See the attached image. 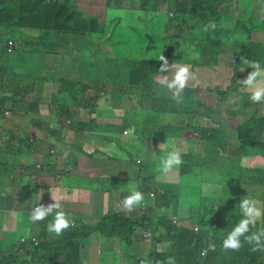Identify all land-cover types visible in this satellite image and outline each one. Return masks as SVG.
I'll use <instances>...</instances> for the list:
<instances>
[{"label": "trees", "instance_id": "obj_1", "mask_svg": "<svg viewBox=\"0 0 264 264\" xmlns=\"http://www.w3.org/2000/svg\"><path fill=\"white\" fill-rule=\"evenodd\" d=\"M83 1H86V4H78ZM100 1L93 3L92 0H0V101L3 105L9 106L10 102H14L13 99L21 101L37 94L35 88L41 84L38 97L34 99L39 103H58L61 111L58 116L59 123L63 124L65 132L74 127L77 133L84 132L80 136L87 140L88 137L109 138L111 133H124L127 128L132 127V133H127L128 138L142 131L144 137L151 138L157 145L165 137L179 138L187 134L188 130L195 133L198 131L190 125L181 127L177 124H162L159 119L153 121L150 126L154 135L147 136L144 127L135 126V123H142L134 116L138 115L135 111L118 117L108 116L104 120L99 118L102 114L99 109L100 99L106 96L115 98L118 84L119 89L131 91L132 88L128 84L123 85V82H132L133 71L145 72L137 83L141 89V112L162 114L167 112L163 108V104L167 103L170 107L168 112L178 114V111H181L193 116L199 109L195 106L186 107L187 99L190 103L198 102L199 105L196 106L206 108L207 112L213 110L199 101L195 93L198 87L189 85L182 94L183 101L177 103L167 88L154 80L153 76L158 71L147 68L148 61L162 62L159 61V55L163 54L173 60L188 63L193 70L196 67L215 70L223 59V48L231 47L236 56L230 65L234 72L233 81L225 90L218 91V100L226 103L231 102L227 97L233 89L242 85L246 91V86L239 82V78L247 77L249 72L254 70L250 66L251 63L258 62L260 67L264 68V42L256 41L253 37L254 30H264V14L257 13V18L252 17L249 11L245 12V9L239 6L240 0L234 3L238 7L237 14L232 12L233 0H125L128 4H123L124 0H107L104 16L95 9ZM246 3L250 4L251 0ZM263 5L264 0H261V6ZM87 10L91 12L87 14ZM253 13L255 14L254 10ZM255 18L258 22L250 23V20ZM213 21L216 24L215 29L209 28L205 31V26ZM32 26L40 27L39 34L34 40H27L26 37L34 35L26 33L24 28ZM10 41H13L12 45ZM29 42L31 43L26 44ZM40 56L46 57L48 61L51 56H54V59L62 58L53 64L57 75L45 71L47 63L41 68L49 80L58 83L57 91L49 88L48 92L44 93L47 86L41 82H33L36 78L35 59L37 57L36 66L39 67ZM25 60L32 61L31 74L16 71L24 70L15 65ZM60 62L63 65L58 68ZM242 69L245 71L242 72ZM10 73L15 77L12 82L7 80ZM89 90L94 92L90 94ZM240 93L242 107L231 112L239 117V114H242L244 119L240 117L239 121L236 117L232 118L235 125L230 122V141L217 139L214 133L207 135L212 129H202L201 133L198 132L199 136H203L213 147L211 153L214 150L222 152L223 149L226 157H217L214 163L209 164H194L185 160L180 165V176L188 177L190 182L203 181L207 170L213 171L212 180L220 178L224 182L226 179L224 191L219 196L210 193L199 196V231L183 223L173 222L172 212L174 208H178L182 182L178 185L163 184V193H158L157 207H151L150 211L142 216L130 217L118 212L114 218L108 217L92 225L78 219L81 223L76 220L77 226L71 227L56 240L52 239L55 236L52 235L48 242L36 249L40 251V248H43L46 256L49 254L47 264H77L81 254L74 251L75 247L82 245L85 240L89 242L91 235L99 233L101 237L107 238L109 251L111 243L120 239L133 241L130 246L133 252L137 242L143 247H148L147 253L138 254L142 256V260L147 257L148 264H167L170 256L175 258L176 264H264V252H251V246L244 242L243 237V246L239 251H225L222 248L223 239L239 219L243 218L239 211L242 198L255 197L258 205L264 207V165L241 164L243 157H264V111L259 109V104L248 100L247 91ZM69 100L73 101L72 110L68 105ZM249 106L250 114L245 112ZM24 107V112L29 113L26 103ZM79 109L88 111L89 120L81 123L76 121L72 125L71 117ZM220 116L218 113L216 119L222 124ZM117 122L121 124L116 129L114 125ZM57 128L58 123L55 120H48L47 137L54 139L45 142L47 150L54 145L64 154L67 153L68 159L71 156L75 163L79 154L91 156L97 152L93 146L87 149L81 142L74 143L70 149L64 140L59 138V135H67H63ZM164 128H170L173 133L163 131ZM34 138L21 134L15 144L24 145L26 142L30 147ZM85 138L81 140L85 141ZM75 145H78L76 151ZM228 147L232 150L229 151ZM159 152L163 157L167 155L165 151ZM136 154L135 151L134 159L139 169L146 165L143 167L144 175L145 170L150 169L151 163L139 159ZM146 184L144 182L137 187L144 195L150 188ZM231 190L235 192L226 194ZM205 201L207 204L204 206ZM163 208L165 212L162 211ZM261 227H264V222H258L257 229ZM143 234L149 236L148 246H144L145 241L140 240V237H144ZM163 244L165 248L160 247ZM204 248L208 249V253L201 256ZM16 256L7 257L5 263L0 261V264L32 263L17 261ZM136 261L135 255L131 254L127 264H136Z\"/></svg>", "mask_w": 264, "mask_h": 264}, {"label": "rangeland", "instance_id": "obj_2", "mask_svg": "<svg viewBox=\"0 0 264 264\" xmlns=\"http://www.w3.org/2000/svg\"><path fill=\"white\" fill-rule=\"evenodd\" d=\"M98 0H92L93 3H95ZM107 0H101L99 3V6H97L95 9L100 12L101 16H104L105 14V7L107 5ZM239 0H233V7H232V12L233 14H237L238 12V7L235 6V2H237ZM247 0H240V7L245 6V12H250L252 17H255V15L253 14V8H254V12H257L258 9V1L259 0H253V8L251 7V4H247L246 3ZM80 4H86V1H83L82 3H78ZM123 4H128L125 0L123 1ZM165 8V7H163ZM91 12V10H87L86 13L89 14ZM253 22V23H252ZM258 20L255 18L253 21L250 20V23L254 24L257 23ZM26 33L34 35V36H28L26 37L27 40H34L35 37L38 36L39 34V30L40 27L37 26H32V27H25L24 28ZM253 37L254 40L256 41H264V31H255L253 32ZM14 41V40H13ZM13 41H10V44ZM26 43V44H30ZM76 53H80V51H75ZM16 54H19V51L16 52ZM165 57L168 59L169 62V66H171L173 63L176 64H187L188 63L184 62V61H176L173 60V58H168V55H165ZM222 57L223 59L220 61L219 65L217 66V68L214 69H208L207 67H196L194 70H192V72H194L196 74L197 79L195 81H191L190 82V86L191 87H198L197 91L195 92L197 94V97L199 98V101L204 102L207 106H209L211 109H213L212 111L207 112L206 108H202L196 105H199L198 102H189V99H187V103H186V107L191 108L193 106L197 107L199 110L197 111L196 114H194L193 116L189 113L185 114L183 112H179L174 113V112H168L170 110V107L168 106L167 103L163 104V108L165 110H167V112H164L162 114H158L155 112L152 113H144L140 111V99H139V93L141 91L139 85L137 84L138 81L140 79H142V77L145 75L144 70L143 71H133V76H132V82L131 83H127V82H123L124 84H128L132 90L131 91H125L123 88L119 89V84L116 86V97L111 99V96H106L103 97L102 99H100L99 101V109L102 111V114L99 116L100 119L104 120L106 117L108 116H113V117H118L122 114H125L126 112H128L129 114H132L134 111L138 113V115H134L137 116V121L138 122H142V123H135V126H139V127H144V132L146 131V135H154V131L150 129V126L152 125L153 121H158L162 123V124H172V125H180L181 127H185L186 125H190L191 127H196V130L201 133V130L203 129H212V131H208L207 135H211L212 133L215 134V137L217 139H220L222 141H230L231 139V128H230V122L232 125H235V123L233 122L232 118L236 117L237 120H241L244 119L242 114H239V116L233 115V113L231 112L232 110H238L242 107V104L240 103L241 99H242V94L240 93V91L246 92L247 91V97L248 100L250 101V92L246 87V91L243 90L242 85L238 86L236 89H233L231 91V93L228 95L227 99H231L229 101L226 102H220L218 100V91L219 90H225L228 86H230L232 84L233 81V68H231V62L234 61L235 59V53L233 52L232 48L229 46H225L223 48L222 51ZM62 58H56L54 59V56L49 57V61L48 59H46V57L44 56H40V60H39V67L36 66L37 64V57L35 59V65H34V75H35V79H33V82L37 83V82H41L44 85L47 86V89L44 91V93L48 92V89H52L53 91H57V85L58 83L49 80L48 76L46 75V72H52L55 75H57L53 64L58 61L61 60ZM64 60L66 61L67 59L64 58ZM32 61L31 60H25L23 63H19L16 64L15 67L17 68H23V69H27L28 72L26 73H30L32 72L31 67H32ZM47 63V65H46ZM163 64V62H150L148 61L146 63V67L149 68L151 71H158L154 74L153 78L155 81L161 83V80L164 76H169V78H171V73L169 72H165V73H161L159 72V68L160 66ZM233 64V63H232ZM252 64V63H251ZM45 67V71L42 70V67ZM62 63L60 62L58 64V68L62 67ZM190 66V65H189ZM251 66V65H250ZM191 68V66H190ZM15 70V69H13ZM17 72L20 73H24L25 70H16ZM245 69H242V72H244ZM254 71L251 70L249 72V74ZM12 72V71H11ZM14 75H12L10 73V75L7 77V80L9 82H12L14 80ZM247 77H240L239 78V82H243ZM264 79V78H261ZM41 86V84H38L35 88V92L38 94V90L39 87ZM111 87V86H110ZM125 88H127L125 86ZM94 91L93 90H89V93L92 94ZM37 94H32L29 96V98H23L21 101H18L20 99H13L14 102H10L9 106L3 105L4 103H2L0 101V113L1 111H5L7 115L10 116H20L21 113L20 112H24L25 111V107H24V103H26V109L28 110V112L33 113V114H44L45 117H43L46 120H51V121H56L58 123V127H60V119H59V115L60 114V108L58 103H39L38 100L35 101V97H38ZM1 96V94H0ZM166 99V98H164ZM172 100V99H169ZM18 101V102H17ZM72 100L68 101V105L71 107L72 110ZM28 103V104H27ZM194 103V104H193ZM259 105V109L264 111V101L257 103ZM245 112H248L249 114L251 113V106L248 107L247 110H245ZM218 113L221 114V116L219 118L222 119V124L218 123L216 118H218ZM133 116V115H130ZM72 119V125H74V123L76 121L78 122H87L89 120V116H88V111L87 110H81L79 109L78 111L74 112V115L71 117ZM239 120V121H240ZM154 125V124H153ZM200 126V127H199ZM114 127L117 129L118 124L115 123ZM163 131L172 134L173 131H171L170 128H164ZM127 132L131 133L132 132V128L129 127L127 128ZM195 133L193 130H188L187 134L182 135L181 137H179L178 141L172 138L175 137H166L164 139L161 140V144H163L162 147H172V148H176L178 145L181 146V154H182V159L183 161L187 160L190 161L192 163H203V164H209V163H214L217 159V157L219 158H223L226 157V152L222 149V152L218 151V150H214L212 153V146L211 144L203 137V136H199V133ZM82 133L84 132H79L77 133L76 131H74V127H72V129L68 130L65 132L64 129H62V134H66L67 136L64 138V143L67 144L69 146L70 149H72L73 144L76 142H81L84 144V146L89 149L91 146H95L94 148L96 149V146L100 147V148H104L106 147L108 144L111 143V141H100L98 139L93 140V138H89L86 140L85 137L80 136ZM30 135V134H28ZM121 135V134H119ZM145 134H142V131H139V136L136 137L137 141H142L147 139V137H144ZM0 138H1V133H0ZM85 138L86 141H82L81 139ZM137 141H132L130 143V146H132L133 150L136 147ZM122 142H130V139L128 138V136L126 135L125 137L122 138ZM160 147V146H159ZM50 149H54L55 151L53 152V154H57V153H61L62 155L57 154V156L60 159V163H59V167L58 169H56V173H54V178L57 179V183L60 184L61 186L65 187L66 190V194L68 196L74 197L76 196V194H78L79 192L82 194V192L84 190H86L88 187L87 186H99V182L102 180L104 181L106 179V175L105 176H99L100 172L99 170H97V174L96 175H88V176H84L87 175L89 173V168L88 169H81V171L78 168V163L80 162L79 160H81L80 158L82 157L81 154H79L78 160L79 162L75 163L74 160L71 159V156L69 157V162L68 161V157L63 153V151L61 149H58L56 146L52 145V147ZM219 149V148H218ZM74 150H78V145L74 146ZM118 149L114 150V151H105V150H98L94 155L88 156V160L92 163H95V165L97 167H107L108 166V161H111L116 163V159L119 158L118 157ZM161 150V149H160ZM228 150H232L231 147H228ZM172 151V149H170L169 151H166L167 153ZM211 153V154H210ZM18 155L21 156L22 158H25L26 164L29 166H35L36 162L33 161L26 153V150H24L23 148H21V150L18 151ZM74 156H76V154H74ZM84 156V155H83ZM262 156V155H261ZM256 156L254 158H251L249 156L247 157H243V159L241 160V164H243L244 166H251V165H256V166H261L264 165V157L262 156ZM5 157V155H4ZM87 157V156H85ZM163 158V156L161 155V153L159 151L156 150V152H154L153 154H149L145 148H143V153L141 156V159H143L144 161H149V164L151 163V165H149L150 167V171L149 173H152L154 177L162 176L161 173V159ZM118 169V168H117ZM131 169H132V173L129 176V179L127 180V183H125V186L128 187L127 191H129V193H131V191L136 190L137 186H140L142 183L145 182V178L144 176L139 173V169H138V165L136 163V160L134 159V161L131 163ZM2 170V169H0ZM119 170V169H118ZM123 170V168L121 169V171ZM120 171V172H121ZM180 171V166L179 168H174L171 172H169L166 175H163L164 179L161 180H156L154 181V178L152 177L150 179V181L148 182L147 187L154 185L158 188L162 187V185L166 182L171 181V178L167 177L171 176H177L179 174ZM80 174H84V175H80ZM76 175H80V176H76ZM213 175V171L211 170H207L204 173V177H203V181L199 182V181H191L188 177L182 178L181 176V193H180V205L178 208H174L173 210H179L180 211V217H181V223L187 225V226H191L194 227V224H197L199 222V218H200V210H201V206L199 203V196L201 194L205 195L204 193H210L213 196H219L220 193H223L224 191V185L226 184V179L224 180V182H222V180L219 179H211V176ZM179 176V175H178ZM154 182V183H153ZM197 182V183H196ZM124 183V182H123ZM153 183V184H152ZM115 186H118V183L115 184ZM45 188V187H44ZM64 190V191H65ZM50 189L49 188H45V193L43 195H48ZM235 192L234 190L228 191L227 193H233ZM145 201H147V203L149 205H151L155 198L154 196H151L149 194H145ZM201 198H203V196H201ZM200 198V199H201ZM251 198H255V197H251ZM206 201L204 203V206L206 205ZM141 206V205H140ZM139 206V207H140ZM180 208V209H179ZM62 210H65V208L62 206ZM150 211V207L147 208V210L145 212ZM243 217V215H242ZM54 218L53 214H50L45 220L43 221H39L42 225L43 228H47L48 224L50 222H52V219ZM139 229V228H138ZM42 233L39 234V237L41 236H46L47 235V231L41 230ZM68 231V230H66ZM27 235L25 237L31 236L29 235L30 233H26ZM38 236V235H37ZM58 237L60 236H54L52 239L56 240ZM149 236L145 237L146 239H148ZM48 238V236H47ZM87 243L88 241L85 240L82 245H78L75 247L76 253L79 252L80 254L86 256L87 258L85 259V261L83 262L84 264H89L90 258L88 256V252H87ZM145 243H147V240L145 241ZM90 244L94 245L96 248H98L99 246V250H101V255L104 259H107L109 257V246L107 244V238L102 236L101 238H99L97 240V236L95 234L91 235V239H90ZM78 249V250H77ZM31 250L33 251L34 249L31 248ZM92 251V260H96L97 258V252L95 249H91ZM132 254L135 255L136 257V264L139 262L140 264H148L149 263V259L147 257H144L142 260V256H138V254L136 253V251L131 250ZM144 261V262H142ZM110 264V262H109Z\"/></svg>", "mask_w": 264, "mask_h": 264}, {"label": "crops", "instance_id": "obj_3", "mask_svg": "<svg viewBox=\"0 0 264 264\" xmlns=\"http://www.w3.org/2000/svg\"><path fill=\"white\" fill-rule=\"evenodd\" d=\"M250 4L253 8V0H251ZM257 5H259V8L255 14L253 13L256 18L258 15L257 13L264 14V5L261 6V0L258 1ZM255 31L264 30H254L253 32ZM20 113V116H10L7 115L6 112L0 113V169H2L0 170V261L4 263L5 259L12 255H17V261H31V264L48 263L49 254L46 256V252L43 248H40V251H37L36 249L45 243V238L46 242H48L51 236L46 235L39 237V234L42 233L41 230H47L42 227L40 222L34 223L30 220V212L35 206L38 204L47 206L54 203L52 196H55L60 200L62 206L65 208L63 211L66 214L68 212L73 217V220H77L79 223L81 222L78 219H82L85 223L92 225L95 224V222L98 221L99 223L102 219H106L108 217L114 218L116 216L115 213H123L119 204H121V201L130 194L129 191H127L128 187L125 186V183H127V180L132 173L131 163L134 161L135 151L138 158L141 159L143 148H145L149 154H153L156 150L160 151V149L161 151L166 152L172 148L168 146L162 147L163 144H161V141L156 145L151 138L137 141L136 137L139 136L138 132H136L134 137L129 136L130 142L125 143L122 142V138L128 135L125 134V132L115 134L111 133L109 138H99L98 140L100 141H112L104 148L96 146L97 151H114L118 149L119 158L116 159V163L112 162L110 159L107 167H97L95 163L88 160L87 155L82 154V157L80 158L81 160H79L80 162L77 161L79 162L78 168L80 171L81 169L86 170L89 168V173L87 175H80H96L97 170H99V176L106 175V179L104 181L101 180L99 182V186H87L88 188L84 190L82 194L79 192L76 196L71 197L66 194L65 187L58 184L57 179L54 178V173H56V169H58L60 163V159L57 154H62H53L55 150L51 153L52 149L50 148L47 150L45 142L54 138L47 137L48 120L43 118L45 115L33 114L30 112ZM40 121H42V123H40ZM116 124L119 126L121 123L117 122ZM51 128L53 129L52 126ZM63 128L64 126L62 124L57 129L62 131ZM21 134L26 136L30 134L33 138L35 137L34 143H32L30 147L26 144V142L24 145L15 144ZM65 137L66 136L59 135L60 140H64ZM89 138L91 137H88V139ZM92 138L93 140H96L95 137ZM172 139H176L178 141L179 138L175 137ZM132 141H137L134 150L132 146H130ZM94 147L95 146H93V148ZM21 148L26 150L27 155L36 162L35 166L27 165V160L18 155V151L21 150ZM174 150L181 152L182 149L181 146L178 145L174 148ZM68 162L69 159L67 163ZM143 167L139 169L138 166L139 173L141 174L144 170ZM122 168L123 170L121 171ZM149 171L150 169H147L144 172L145 177L148 178L146 182L147 184L150 181L149 179L152 177L155 181V177L152 173H149ZM178 175L174 177H167V180L168 178H171V181L164 184H180L182 182L180 173ZM159 177L162 176L158 175L156 180L162 181L164 179V177L162 179H158ZM116 183H118L117 187L115 186ZM44 187L50 189L48 195H43L45 193ZM137 187L139 188V186ZM138 188H136V190H138ZM150 188L154 189L155 187ZM159 190L163 193V189L161 187ZM180 200L181 199H179L178 207L180 205ZM153 204L154 203L151 205ZM146 210H142L139 206H137L125 215L130 217H134L136 215L142 216L145 214ZM162 211L165 212L164 208ZM172 215L180 216L181 214L179 210H173ZM26 233H30L29 235L31 236L28 237L35 236L38 239H41L42 243L39 246H36L30 240L22 241V238L27 235ZM96 236L98 240L100 238V234H96ZM145 237L147 236L140 237V240H147V243H144V246H148L149 240ZM132 243L133 241L131 242L129 239H120L112 242L110 245L109 257L104 259L101 255L99 247L96 248L94 245H91L89 240L87 244V252L91 260L89 261V264H109V262L110 264H127L129 263V257H131L132 254V248L130 247ZM160 247L165 248V244ZM31 248L34 250L32 251ZM91 249H95L97 252V258L94 261L92 260ZM148 250V247H143L139 242H137V246L135 248L137 254L143 255L144 253H147ZM86 258L87 255L84 256L81 254L77 264H84L83 262Z\"/></svg>", "mask_w": 264, "mask_h": 264}, {"label": "clouds", "instance_id": "obj_4", "mask_svg": "<svg viewBox=\"0 0 264 264\" xmlns=\"http://www.w3.org/2000/svg\"><path fill=\"white\" fill-rule=\"evenodd\" d=\"M172 15V13H171ZM216 24L215 22H211L209 25L205 26V31L209 28L215 29ZM159 61H162L163 64L159 68V72L171 73V78L169 76H164L161 80V84L167 88L169 93L171 94L172 98L177 102L181 103L183 101V93L184 90L189 86L191 81H195L197 79L196 74L192 72L191 68L187 64H176L173 63L169 66L168 59L163 55H159ZM251 67L254 69L247 78L243 81L244 85L250 92V101L252 103H260L264 101V69H261L258 62L252 63ZM25 72H28L27 69H24ZM24 72V73H25ZM62 125V123H60ZM53 127V125L51 124ZM132 128V127H131ZM135 129V128H134ZM127 134V130L125 131ZM132 133V132H131ZM172 138V137H171ZM172 151L168 152L165 157L161 159V173L162 177L158 179H162L163 175L168 174L174 168H179L180 165L183 163L182 154L179 151L174 150L171 148ZM67 155V153H65ZM138 163L140 161H137ZM145 181L147 182L148 178L143 175ZM157 177H155L156 179ZM150 180V179H149ZM154 183V182H153ZM152 183V184H153ZM150 187H155L153 190L149 188V191L146 194L151 195V192H154V206L149 205L147 201H145L144 193L138 190H133L129 195H127L122 201L119 206L123 210L124 214L129 213L135 207L140 206L142 210H146L148 207H157V197L158 193H162L158 187L151 185ZM152 196V195H151ZM54 203H51L47 206L42 204H38L35 206L30 212V220L32 222H39L45 220L50 214L54 215L52 222H50L46 228L47 235L52 236H60L66 230H70L71 227H75L76 221L73 220V217L67 212V214L62 210V204L60 200L52 196ZM146 203L144 206L143 203ZM239 211L243 215L242 219H239V222L236 226L227 234V236L222 241V248L227 250L239 251L240 248L243 246L241 237L244 238V242L250 245V251L255 253L257 251L264 252V227L257 229L258 222H264V207L258 205V202L246 196L242 198L241 202L239 203ZM146 214V212H145ZM177 217L179 221L181 220L180 216H173ZM181 223V221H180ZM195 225L198 224H194ZM253 229H256L253 231ZM251 233V234H248ZM100 234V233H99ZM146 236V235H144ZM35 237V236H34ZM26 240L31 241V237H25ZM37 238V237H36ZM101 238V235H100ZM38 239V238H37ZM39 243L34 244L39 246L42 241L38 239ZM32 242V241H31ZM46 242V238H45ZM88 244V243H87ZM99 247V246H98ZM201 256L205 255L204 252L200 253ZM167 264H176L174 257H168Z\"/></svg>", "mask_w": 264, "mask_h": 264}, {"label": "built area", "instance_id": "obj_5", "mask_svg": "<svg viewBox=\"0 0 264 264\" xmlns=\"http://www.w3.org/2000/svg\"><path fill=\"white\" fill-rule=\"evenodd\" d=\"M11 45H12V42H11ZM152 190H153V189H152ZM151 195L154 196V192H153V191L151 192ZM143 205L145 206L146 203L144 202ZM172 218H173V222H174V223H176V224H180V221H179V219H178L177 217H172ZM194 229H195L196 231H199L200 226H199V225H195ZM25 240H26V238L23 237V238H22V241H25ZM31 241H32L34 244H38V243H39L38 239H37L36 237H34V236L31 237ZM202 252L205 253V255H203V256H206L207 253H208V249H207V248H204V249L202 250Z\"/></svg>", "mask_w": 264, "mask_h": 264}]
</instances>
